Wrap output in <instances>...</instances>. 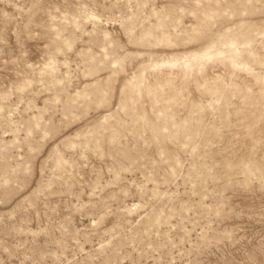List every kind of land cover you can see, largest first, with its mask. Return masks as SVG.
Here are the masks:
<instances>
[{
	"label": "rangeland",
	"instance_id": "obj_1",
	"mask_svg": "<svg viewBox=\"0 0 264 264\" xmlns=\"http://www.w3.org/2000/svg\"><path fill=\"white\" fill-rule=\"evenodd\" d=\"M0 264H264V0H0Z\"/></svg>",
	"mask_w": 264,
	"mask_h": 264
}]
</instances>
